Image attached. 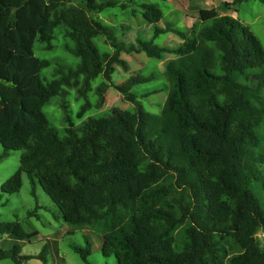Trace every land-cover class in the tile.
Here are the masks:
<instances>
[{"label":"trees","instance_id":"trees-1","mask_svg":"<svg viewBox=\"0 0 264 264\" xmlns=\"http://www.w3.org/2000/svg\"><path fill=\"white\" fill-rule=\"evenodd\" d=\"M73 3L78 6L68 19L66 42L78 61L70 67L40 58L36 44L53 49L54 29L67 21L63 8ZM127 4L0 0V161L21 152L19 169L2 194L19 192L27 175L58 207L70 233L102 235L104 256L118 264H264L258 239L264 207L255 194L264 189V46L238 18L201 9L186 32L157 26L162 9L144 3L142 15L155 26L154 35L131 51L157 60L172 57L163 71L167 96L160 112H147L133 91L154 81L153 73L113 85L133 111L111 109L62 133L44 112L81 76L83 112L93 107L91 91L95 107H103L112 66L128 65L119 44L113 43V54L100 51L96 40L107 30L93 15ZM167 33L183 42L154 45ZM37 235L17 221H0V238L22 242ZM85 244L73 249L89 264L90 236ZM43 255H21L18 244L0 247V261L22 264Z\"/></svg>","mask_w":264,"mask_h":264},{"label":"rangeland","instance_id":"rangeland-1","mask_svg":"<svg viewBox=\"0 0 264 264\" xmlns=\"http://www.w3.org/2000/svg\"><path fill=\"white\" fill-rule=\"evenodd\" d=\"M127 2L128 8L107 9L94 14V18L106 27L107 34L96 40L101 52L113 54L117 43L124 50L122 59L127 63L128 69L114 64L111 68L110 88L105 94V104L97 109V96L93 91L88 93L92 108L84 113L85 99L82 95L84 76L74 79L64 87L63 92L53 98L44 107L49 120L60 130L74 127L90 116L102 115L111 109L133 111L134 106L118 92L113 85H119L131 76L138 74L156 75L154 81L134 87L138 100H140L149 113H159L167 92L164 85L167 83L163 77V71L172 58L165 55L163 59L150 58L142 50L132 52L131 49H140L139 41H151L154 28L148 24L142 15L141 5L157 4L162 9L164 19L157 25L170 26L181 31H190L198 18L201 9L214 8L221 14H228L238 18L249 26L264 46V4L259 1H246L239 6L233 4L234 0H122ZM78 6L77 3L67 4L65 8L66 22L54 29L53 49L45 50L44 45L37 43L36 54L42 59L51 60L54 64L66 63L70 67L78 61L67 49L69 32L71 31L69 20L72 12ZM182 39L173 34L160 35L154 45L160 47H178ZM55 65L45 71L46 76H52ZM100 77L93 82V90L101 82ZM160 87V88H159ZM154 93L155 89H161ZM3 149L0 145V153ZM20 151H12L10 157L0 161V221L19 222L27 233L38 232V235L30 240L22 242L13 241L7 237L0 238V247L4 249L19 245L21 255L38 256L44 253L42 258H34L22 264H87L74 247H85V238L90 236L92 240V255L88 258L89 264H118L115 257H105L102 252L103 238L91 230H77L70 233L68 226L62 219L61 212L50 197L44 192L39 183L32 185L27 175L23 174V186L14 194H2V185L11 178L20 166ZM264 168V167H263ZM34 192V194H33ZM255 194L264 207V189L260 186L255 189ZM180 233V232H179ZM258 239L264 243V231L260 232ZM0 264H17L11 260L0 261Z\"/></svg>","mask_w":264,"mask_h":264}]
</instances>
